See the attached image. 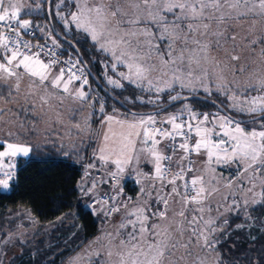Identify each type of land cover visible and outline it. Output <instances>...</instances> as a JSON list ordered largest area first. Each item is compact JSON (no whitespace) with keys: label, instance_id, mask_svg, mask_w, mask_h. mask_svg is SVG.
<instances>
[{"label":"snow or ice","instance_id":"1","mask_svg":"<svg viewBox=\"0 0 264 264\" xmlns=\"http://www.w3.org/2000/svg\"><path fill=\"white\" fill-rule=\"evenodd\" d=\"M47 3L52 27L23 18L32 10L28 0H0V188L10 187L19 158L33 151L30 136L47 142L54 124L65 125L71 150L72 128L89 134L93 113L83 123L74 122V114L93 107L96 97L86 89L87 65L64 51V41L75 53L87 45L114 74L105 73L109 86H131L128 102L156 104L166 94L175 104L203 92L217 111L184 103L163 118L159 112L121 115L115 108L108 114L98 101L107 130L93 152L99 168L90 162L87 169L105 171L100 183L111 194L99 195L96 180L80 191L91 199L93 214H103L112 227L68 264H221L220 216L243 211L251 218L250 206L264 205V0ZM36 31L42 43L25 39ZM132 89L150 95L145 100ZM225 109L247 115L252 127ZM233 166L235 175L218 172ZM129 177L139 185L135 201L123 197Z\"/></svg>","mask_w":264,"mask_h":264},{"label":"trees","instance_id":"2","mask_svg":"<svg viewBox=\"0 0 264 264\" xmlns=\"http://www.w3.org/2000/svg\"><path fill=\"white\" fill-rule=\"evenodd\" d=\"M46 17V0L42 2L40 13L23 15V18H33L34 25H40L41 27L47 25L50 27ZM56 30L59 31V28ZM37 32L40 39L45 38L41 32ZM64 47L71 49L67 42H64ZM86 49L87 45L80 51V54L88 65L93 77L98 79L100 84L104 86L105 91L120 100L128 109L142 113L159 109L168 104L166 94L163 95L164 104L157 107H147L144 104L130 103L124 100V96H130L129 88L131 86L126 85L124 89L119 90L108 89L99 76L103 58H94L90 51ZM97 57H99L98 53ZM93 77L89 79V84L94 86L104 96L105 112L109 113L115 108L125 113L127 110L112 100L105 91H102L93 80ZM132 91L136 92L137 95L141 94L137 89H132ZM117 93H122V95ZM213 95L215 96V94ZM219 100H224V98L217 97V101ZM184 102L189 103L194 109L201 112L217 111L212 97L205 99V94L198 93L195 96H190L186 101L182 100L171 105L160 113L174 110ZM225 111L229 116L238 120L250 118L246 116L236 117L227 109ZM249 122L246 121L244 123L248 125ZM86 153L87 148L77 154H64L62 150H57L54 147L33 149L30 158L18 161L16 175L9 192L4 193L0 190V216L4 215L6 210L23 207L38 221L52 222L65 213L73 211L76 214L75 221L79 224L78 235L80 239L84 243L91 240L98 230L97 221L91 211L82 208L77 188L81 177L79 165L85 162ZM263 212V206L258 205L252 213L257 218H260ZM239 221L238 215H234L228 220L225 228V232H228L226 238L222 236L218 244L222 256L221 264H264V233L257 231L261 233L259 237L251 239L243 231L234 230L235 224Z\"/></svg>","mask_w":264,"mask_h":264},{"label":"rangeland","instance_id":"3","mask_svg":"<svg viewBox=\"0 0 264 264\" xmlns=\"http://www.w3.org/2000/svg\"><path fill=\"white\" fill-rule=\"evenodd\" d=\"M36 1L37 0H28V3L32 6V10L30 12L25 11L26 13L34 12L33 5ZM64 49L71 51V49L67 47H64ZM86 89H90V93L96 97L97 102L93 107L84 106L74 114V122L80 121L81 123H83V120L88 115V113H93L92 119L90 121L91 129L88 130L89 134L87 136H85L83 132L77 134V130L75 128H72L74 134L72 137V142L75 143L76 146L74 149L70 150L68 147L69 140L67 137H65V125L54 124L47 142H45L44 138L40 135L30 136L28 138V142L33 144V149L54 147L57 150H62L64 154H77L87 148L85 162L79 165L81 177L77 188L82 208L91 211V213L93 214L92 208L88 207V205L91 203V199L88 196L82 195L80 186L83 184L85 188H88L91 186L92 181L96 180L97 192L99 195L103 196L106 192H108V194H111V190L109 189V186L107 184L100 183L101 179L107 178L103 169H87V165L90 162H95L99 168V161L95 160L93 152L99 146L103 131H106L107 129H102L100 125V117L102 114L99 111L98 101L103 100V102H105L104 96L101 95L91 84L87 85ZM149 95L150 94L148 93H141L139 96H142L145 100H147ZM151 95H154V93ZM163 95L164 94H162V96ZM125 97H129V99H131V96H124V100ZM135 102L140 103L139 100H136ZM164 102L165 101L161 99L157 101L156 104L144 103V106L157 107L163 105ZM226 103L227 101H225V104ZM183 104H181L180 106H182ZM178 110L179 106L171 111L176 112ZM195 110L201 112L197 109ZM118 113L121 115L124 114V112L120 110H118ZM166 114L167 112L160 113V115H162L163 117ZM233 114L236 117H248L247 115L238 113ZM66 126L70 128L71 124H66ZM248 127H252L251 122H249ZM256 127L259 128V125L257 124ZM113 132H115L117 136H119L121 132L119 125H113ZM59 137H64V144L66 145V147L63 149L60 147ZM31 156L32 152L27 158H30ZM27 158L21 157L19 158V160H25ZM141 167L145 170H147V168H151L150 165H145L143 163L141 164ZM86 169L90 173V175H88L87 177H85ZM218 172H222L223 175L227 178L230 175H235L236 169L235 166L231 168L224 167L219 169ZM13 181L14 178L9 182L10 187ZM123 183V197L125 199L127 197H131L132 200L135 201L139 192V185H136L131 177L126 179ZM10 187L8 189L0 188V190L4 193H7L9 192ZM257 206L258 205L250 206L248 215L251 218H246L245 213L241 211V213L238 215L240 221L234 226L235 231H243L246 236L250 237L251 239H256L261 233H264V212L260 218H257V216L252 213L257 208ZM262 206L264 210V205ZM97 207H99V205H97ZM213 209L214 210L211 214L213 216H216L217 213L215 211V204H213ZM221 211L223 210L221 209ZM234 215L236 214L226 213L224 216H220L218 224L222 225L224 229L222 232L218 233L220 237L223 236L224 238H226V235L228 233L227 231L225 232V228L228 223L224 225V219L227 218L228 221L229 218L233 217ZM93 216L97 221L98 230L96 235L91 240L84 243L78 235L79 224L75 221L76 214L73 211L65 213L63 216L58 217L52 222H40L27 209L23 207L6 210L5 214L0 216V264H68L70 257L77 255V253L83 252L84 249L88 248L89 244L93 240L101 236L102 232L111 231V223L104 221L103 214H100L99 216L93 214ZM241 224L244 225V227L238 228L237 225ZM257 231L261 233H258ZM9 237H11L9 243H3V241L9 240ZM85 264H87L86 261Z\"/></svg>","mask_w":264,"mask_h":264},{"label":"water","instance_id":"4","mask_svg":"<svg viewBox=\"0 0 264 264\" xmlns=\"http://www.w3.org/2000/svg\"><path fill=\"white\" fill-rule=\"evenodd\" d=\"M46 15L48 16V3H47V0H46ZM48 22H49L50 27H52V26H53L52 21H51V20H48ZM64 42H67V43H68L67 40H65ZM73 52H74V54H75L76 56L79 55V56L81 57L80 52H79V53H75V50H74V49H73ZM83 61H84V60H83ZM84 63L86 64L85 61H84ZM86 65H87V64H86ZM87 71H88V73L91 74V71H90L88 65H87ZM91 77H93V75H92ZM93 80L95 81V83L98 85V87H99L102 91H105L104 86H102V84H100V82L98 81L97 78L93 77ZM105 92H106V94H107L112 100H114L116 103H118L123 109H125V110H127V111H131V112H136V111H132V110L128 109V107H127L125 104H123L122 102H120V100H118L117 98L113 97L109 92H107V91H105ZM180 101H182V100L176 101L175 103L180 102ZM171 105H173V104H169V103H168V104H166L165 106H162V107L159 108V109H155V110H152V111H146V112H142V113H141V112H136V113H141V114H153V113H157V112L160 113L161 111H163V110L169 108ZM224 114H225V115H228L227 112H226L225 110H224ZM237 120H238V119H237ZM241 121H243V122L250 121V118H249V119H245V120H241Z\"/></svg>","mask_w":264,"mask_h":264},{"label":"crops","instance_id":"5","mask_svg":"<svg viewBox=\"0 0 264 264\" xmlns=\"http://www.w3.org/2000/svg\"><path fill=\"white\" fill-rule=\"evenodd\" d=\"M43 1H44V0H37L36 2H34V5H33L34 12H33V13L22 12V16L25 15V14H38V13H40V12H41V9H42V2H43ZM37 4L41 5V7L39 8V10H37V8H36V5H37ZM101 67H102V69H101V71L99 72V76H100L101 80L103 81V83H104V84L107 86V88L110 89V90H119V89H113L111 86H109V85L107 84V80H106V75H105V73L107 72L108 75H114V74L111 72L110 67L106 69L104 62L101 64ZM128 86H129V85H128ZM108 114H113V110H112L111 112H109ZM153 114H155V113H153ZM160 118H163V116L160 115ZM147 169H148V168H147ZM149 169H150V168H149Z\"/></svg>","mask_w":264,"mask_h":264},{"label":"built area","instance_id":"6","mask_svg":"<svg viewBox=\"0 0 264 264\" xmlns=\"http://www.w3.org/2000/svg\"><path fill=\"white\" fill-rule=\"evenodd\" d=\"M25 39H26V40H29V39H30L33 43H36L37 40H39L41 43L44 41V39H40V38H39V36H38V32H37V31L35 32V37L25 36ZM49 44H50V42H49ZM64 51H65V52H68V50H66V49H64ZM72 53H73V59H75V58H76V55L74 54L73 51H72ZM61 59H68V56H67V55L62 56ZM91 76H92V73H91V74L88 73V77H89V79L91 78ZM0 178H2V177H0Z\"/></svg>","mask_w":264,"mask_h":264}]
</instances>
